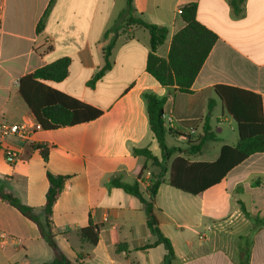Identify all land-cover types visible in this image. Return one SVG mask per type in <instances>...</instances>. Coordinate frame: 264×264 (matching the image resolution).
I'll use <instances>...</instances> for the list:
<instances>
[{"label": "crops", "instance_id": "0c3cea01", "mask_svg": "<svg viewBox=\"0 0 264 264\" xmlns=\"http://www.w3.org/2000/svg\"><path fill=\"white\" fill-rule=\"evenodd\" d=\"M191 3L198 6V21L218 41L192 93L184 94L161 86L147 72L150 35L135 25L119 36L110 70L89 86L105 65L104 35L126 8V0H0V119L37 123L20 95V81L62 58L71 60L68 77L46 84L101 112L89 122L36 131L30 140L9 137L7 145L19 152L20 160L10 165L0 151V182L41 222L46 218L49 174L68 179L50 217L58 251L35 222L0 198V264H48L59 254L72 264H239L241 237L253 227L241 203L251 216L264 218V153L252 155L198 196L168 183L159 187L155 214L172 255L151 233L141 200L111 185L113 180L138 182L149 199L152 163L134 154L135 149H148L161 159L149 127L146 92L167 98L165 113L177 125L167 134V144L183 151L201 136L189 131L199 127L190 123L201 124L208 100L216 101L213 131L222 133L221 126L228 123L233 134L211 158L205 154L209 143L202 153L189 156L193 162H213L224 145L235 146L239 140L238 125L215 86L259 95L264 115V0H247L240 19L233 17L229 0H133L138 16L169 30L157 51L160 57L167 58L173 36L185 27L178 11ZM218 108L219 124L213 127ZM40 147L47 150V159ZM250 264H264V227L253 236Z\"/></svg>", "mask_w": 264, "mask_h": 264}, {"label": "trees", "instance_id": "16d2710c", "mask_svg": "<svg viewBox=\"0 0 264 264\" xmlns=\"http://www.w3.org/2000/svg\"><path fill=\"white\" fill-rule=\"evenodd\" d=\"M246 1L229 0L234 18L240 19L245 15ZM126 3V8L104 35V40L107 42L104 49L105 65L89 82V86L94 87L110 70L112 67L110 57L119 36L126 27L135 25L148 30L150 35V52L146 62L147 72L163 87H175L176 91L184 94L192 93V86L218 41V35L198 21L197 4L191 3L181 8L180 17L185 22V27L173 36L168 56L163 58L157 54V51L168 38V28L148 23L138 16L133 0H126ZM41 27L42 24H40ZM70 64L69 58H62L24 76L20 81L21 97L37 122L45 130L75 126L95 120L101 115V112L94 107L46 84V82H60L67 78ZM214 90L224 109L238 125L239 140L235 146L224 145L218 159L213 162H193L189 156L202 153L208 143L217 140L211 126V117L217 105L216 101L208 100L202 134L198 141H189L188 148L183 151L177 147H169L167 144V134L173 132L163 120L167 98L146 92L143 94V98L146 102L149 127L161 150V159L154 156L148 149H135L134 154L145 156L151 161L152 166L159 170L153 173L154 183L149 189V199H146L141 193L138 182L132 185L121 183L119 180L111 182L112 186L121 188L127 194L141 200L145 207L151 233L158 235L157 243L164 244L169 255L173 254L172 245L161 232L155 214V199L159 187L163 183H168L175 189L198 196L219 184L230 170L252 155L264 153V115L261 97L250 91L225 85H217ZM40 148L43 157L47 159V150ZM177 153H185L188 156L184 157ZM67 179L68 177L65 176L49 174L50 187L46 196L44 222H41L33 214L32 208L21 204L0 182V198L35 222L39 226L43 238L55 251H58V246L51 231L50 217ZM241 207L253 227L247 237H241L239 264H250L253 236L259 228L264 227V218L251 216L242 203ZM84 234L86 235V231L83 232ZM48 264L72 263L64 255L59 254L56 260ZM167 264L172 263L168 261Z\"/></svg>", "mask_w": 264, "mask_h": 264}, {"label": "built area", "instance_id": "2783aa9c", "mask_svg": "<svg viewBox=\"0 0 264 264\" xmlns=\"http://www.w3.org/2000/svg\"><path fill=\"white\" fill-rule=\"evenodd\" d=\"M178 14H181V10L178 11ZM163 120L165 121L166 126L172 131L177 129L176 120L173 116L164 113ZM42 129L41 124L38 122L33 125L29 123L10 124L5 120L0 119V151L3 152L6 162L10 165H16L20 160L19 152L13 147L7 145L9 137L13 136L20 140H30L31 136L36 131ZM194 132V130H191V133Z\"/></svg>", "mask_w": 264, "mask_h": 264}, {"label": "rangeland", "instance_id": "374dc122", "mask_svg": "<svg viewBox=\"0 0 264 264\" xmlns=\"http://www.w3.org/2000/svg\"><path fill=\"white\" fill-rule=\"evenodd\" d=\"M127 28L128 27H126L125 29H127ZM219 113H220V110L218 108L216 110V113L214 114V119L212 121L213 127H215L216 125L219 124V120L218 121L215 120V117L217 115H219ZM206 115H207V112H206ZM203 123H204V119L202 120L201 124H199L198 121L190 123V125L193 127H197V126H199V127H197L198 129L197 128L196 129H190L189 131L194 130L196 132V130H197V133H199L198 136L201 135ZM187 124H189V123H187ZM221 127L224 130L222 133H217L216 130L214 129L217 140L209 143V146L207 147L208 150L205 153L206 156H210V154L214 155L218 151L219 147L225 142L224 140L226 139L229 141V136L231 135V133L233 134V131L230 129L231 126L228 123H226V125H222ZM235 133H237V131H235ZM171 144H174V142H171ZM180 146L182 147V145H180ZM209 158H211V156ZM151 171H152V173H154V172H158L159 170L158 169L156 170L155 167L151 165ZM165 198L166 197H164V199Z\"/></svg>", "mask_w": 264, "mask_h": 264}]
</instances>
